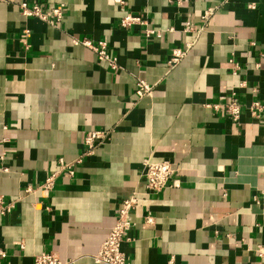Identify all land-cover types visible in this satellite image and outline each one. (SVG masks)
I'll return each instance as SVG.
<instances>
[{
  "label": "crops",
  "instance_id": "1",
  "mask_svg": "<svg viewBox=\"0 0 264 264\" xmlns=\"http://www.w3.org/2000/svg\"><path fill=\"white\" fill-rule=\"evenodd\" d=\"M21 2L62 4V14L24 16ZM125 13L142 22L121 26ZM73 39L105 41L117 68ZM136 80L150 94L137 97ZM255 99L264 104V0H0V195L13 201L0 216V264L42 251L100 264L92 255L132 192L133 239L120 243L129 264H264V106L258 118L246 109ZM89 128L109 137L74 163ZM145 159L172 164L158 192L144 187ZM53 173L52 188H39Z\"/></svg>",
  "mask_w": 264,
  "mask_h": 264
},
{
  "label": "built area",
  "instance_id": "2",
  "mask_svg": "<svg viewBox=\"0 0 264 264\" xmlns=\"http://www.w3.org/2000/svg\"><path fill=\"white\" fill-rule=\"evenodd\" d=\"M117 4L123 3V0H113ZM252 7V5H248ZM20 12L24 16H33L40 20L47 21L49 17H52L55 21H58L62 14V4H58L57 6L50 7L48 10L42 11L37 5L28 6L25 2H21L19 4ZM208 12L206 11L202 17H206ZM49 23H52L51 20H48ZM142 22L138 16L125 13L120 19L119 24L121 26H130L135 23ZM191 28L189 24H186V29ZM146 35H159L158 30L154 29H145ZM72 42L74 44H81L89 49H91L97 60L104 61L108 68L115 69L117 68L116 58L113 56L106 47V42L103 40H97L92 42L88 39H82L80 41L73 39ZM190 44H186L184 49L180 48H172L170 51V58L168 62L173 65L177 63L184 55L185 50L188 48ZM232 63V68L235 70L237 68V64L229 60ZM234 73V71H233ZM241 81L239 85H242ZM151 86L144 82L143 80H136L135 83V94L137 97L145 96L150 94ZM226 106L227 112L231 120H236L239 112H240V104L230 95L228 100L224 104ZM217 105H213L216 107ZM263 102L260 100H252L247 106L249 114L254 118H258L263 109ZM264 120V118H263ZM108 131L105 129H97V128H89L83 132L82 135V150L80 154L75 158L74 163H80L84 156H89L93 153L95 148L101 144L102 142L108 139ZM59 168H67L68 173L71 174L70 163L65 162L62 158H58ZM144 166V175L143 182L145 189L149 191L158 192L160 191L166 184L168 179L171 177L173 168L172 164L168 160H159V161H150L145 159L143 161ZM54 173L48 175L39 188L42 190H50L53 186ZM27 192L31 191L30 188H26ZM137 203L136 192H132L129 197L120 200L118 207L115 212L114 221L107 232L105 238L99 244L96 252L92 255V260L95 263L100 264H129L126 260L123 252L120 249V243L123 240H132L133 238L129 235V230L131 229V221H130V212L131 209ZM13 208V201H4L2 196L0 195V216L8 214ZM146 222L150 221V217L145 218ZM255 253L258 256L264 255V247L257 246L255 248ZM5 253L0 251V257H4ZM31 264H64L58 255L52 251H42L32 258ZM168 264H172V259L168 260Z\"/></svg>",
  "mask_w": 264,
  "mask_h": 264
}]
</instances>
